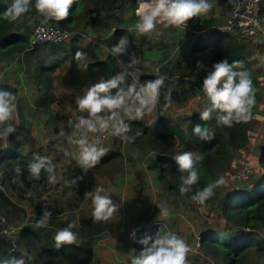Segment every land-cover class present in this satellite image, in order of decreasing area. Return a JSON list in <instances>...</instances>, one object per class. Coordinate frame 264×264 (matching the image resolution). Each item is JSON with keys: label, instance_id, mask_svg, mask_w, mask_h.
Here are the masks:
<instances>
[{"label": "trees", "instance_id": "16d2710c", "mask_svg": "<svg viewBox=\"0 0 264 264\" xmlns=\"http://www.w3.org/2000/svg\"><path fill=\"white\" fill-rule=\"evenodd\" d=\"M124 1L129 3L134 13L138 0H75L66 20L45 22L44 18L35 11V0H32L28 13L16 22H9L4 18V12L11 5L12 0H0V61H5L11 56H19L24 75L16 74L13 82L0 79V89L11 91L18 97L19 83L22 82L19 77L29 80L35 83L32 89L35 94L34 106L42 110L47 109L54 100L55 81L63 78L57 73L61 72L62 68L71 70L70 59L75 61L74 53L77 51V44L80 45L82 40V32L87 29L101 31L104 28L101 10L121 12L120 7ZM213 3L223 13H229L235 7L236 1L214 0ZM120 15H123L122 12ZM258 15L262 20L264 19V1L259 6ZM116 21V23L122 22L121 17H117ZM37 24L56 25L71 32V37L64 42H48L32 48L29 45V36ZM218 25H204L200 16L192 18L186 25L190 29L188 35L197 34L200 29L204 31L187 39V49L177 55L173 68L170 69L168 66L171 61L166 53L160 60L157 74L148 72L146 76L140 75L139 80L143 84L157 76L166 78L164 87L160 89L159 102L156 106L159 130L146 124L142 118L123 119L131 129L127 134L130 138L134 137L130 139V143L151 152V155L144 159L145 167L153 173L156 181L166 191L175 195L178 206L184 211L190 210L195 202L191 197L197 191L218 178L224 179L231 175L229 171L234 162L232 156L234 151L243 152V149L250 145L251 140L255 139L254 134L257 131H259V139L264 133V119H261L257 112L258 108L264 109L262 104L264 80L254 70L257 58L251 57L247 43L241 35L243 32L224 33L217 28ZM167 28L163 25L160 27L162 35ZM121 37H126L130 42L126 54L118 55L124 60L138 55L142 47L148 43L147 36L138 37L136 33L128 32L125 27H117L105 38V41L113 48ZM157 47L163 49L165 44L159 40ZM224 59H227L229 63L235 60L243 61L244 69L249 72L255 90L256 103L252 108L251 120L248 123L233 124L232 127L217 123V116L221 114L218 111H214L212 118L208 121L201 120L199 117V112L209 104L202 90V81L213 70L212 66ZM198 61L202 67L197 64ZM88 68L92 77H101V79H109L118 72L117 68L112 69L106 61L98 59L97 54H94L88 62ZM193 69H197L198 73ZM126 85L128 84H125V87ZM169 89L172 93L178 90L183 95L182 98L198 97L200 105L183 115L176 117L167 115L164 108L169 106L165 99ZM85 93H80L76 99L78 100ZM173 99L177 100L179 97L175 96ZM75 109L74 118L87 117V112H81L77 104ZM62 118L57 114L52 117L55 130ZM75 121L76 119L72 121V124ZM196 125L214 131V139L211 142L200 140L192 131ZM6 127L7 124L0 125V133H3ZM255 128L258 129L255 130ZM53 143L54 141H50L44 148L42 146L38 150L24 149L23 146L19 147L16 144L8 145L6 148L0 147V218H4L5 223L20 227L15 234L17 250L9 252L7 241L5 238H0V264L22 257L25 259V264H95L98 262L90 241L97 240L102 234L105 229L104 221H94L91 212L89 214L77 212L75 206L67 213L58 205H52V208L39 207L32 215L27 212L26 206H34L35 198L40 199L39 196L43 191H38L39 188L43 186L41 189H45L49 183L48 173L45 171L41 172L39 179L32 178L28 165L34 162L37 155L49 159L54 148L55 143ZM173 148L181 152L191 151L193 154V167L199 179L187 194L182 195L179 191L182 183L181 175L187 176V173L182 174L177 170L173 159L177 154L174 153ZM122 156L121 148L118 147L103 156L93 168L98 175L107 174L110 179H113L124 167L125 160ZM254 160L251 164L248 162L250 166L254 165L257 168L253 179L241 181L221 193L223 184L214 190V195L210 199L205 201L216 205L214 213L216 216L213 219H220L222 223L201 222V229L195 238L186 240H193L197 245L196 255L191 256L187 264H205L199 260L200 255L212 258L215 262L213 264H264V141L259 144V153ZM51 162L56 173V164ZM70 178H73L74 182L78 181L77 175L73 172ZM72 182L67 177L63 182L59 181L56 186L65 191L68 189L77 191ZM45 209L51 211L54 218L48 220L46 228H38L36 226L37 221L40 220L38 214L43 213ZM145 221L142 227L135 231L130 254L132 259L146 247L139 242L144 237H154L156 233L164 235L170 232L163 219L150 215ZM69 224H75L71 230L77 234V242L57 249L54 236L59 229L68 227Z\"/></svg>", "mask_w": 264, "mask_h": 264}, {"label": "rangeland", "instance_id": "374dc122", "mask_svg": "<svg viewBox=\"0 0 264 264\" xmlns=\"http://www.w3.org/2000/svg\"><path fill=\"white\" fill-rule=\"evenodd\" d=\"M209 2L212 4L210 11L206 14L199 15L202 22L204 25H222L228 13H223V11L216 8V5L213 3L214 0H209ZM120 8L122 9L121 12L123 15H120L121 12L118 10H101L100 13L103 18L104 28L101 31L92 29L83 31V37H81L82 40L80 41V45L77 46V50L84 51L86 49L85 52L88 54L89 46H92L94 43H99L100 46H96V50H99L98 57L104 59L112 69H118L115 75L122 72L125 73V84L135 85L137 90L144 85L139 80L140 75L145 74L144 76H146L148 72L157 74L160 60L166 53L171 61L168 66L172 69L177 55L187 49V39L189 37H195V35L204 31V29H200L197 34L188 35L190 29L187 26L169 27L165 29V34L162 35V31L160 30L162 25H158L155 32L147 35L148 43L142 47L138 55L124 60L118 55L113 54L111 44L105 41V38L111 34L113 29H117V27H125L128 32L136 33L135 25L138 18L134 15L135 12L132 13L127 1H124ZM119 16L122 22L118 21L116 23L117 17ZM260 19V29H238L234 32L235 34L243 32L241 35L247 43L246 46L251 53V57L253 56V59L257 58L254 69L255 73L264 80V19ZM185 32H187L186 35ZM240 38L242 39V37ZM159 40L165 44V48L157 47ZM70 61V71L62 68V71L57 73L63 76V78L55 81L56 92L53 98L54 100L51 106L45 110L34 106L35 94L32 89L35 83L19 77L22 82L19 83L20 92L16 101V112L13 120L10 121L16 131L7 137L0 135L1 148L16 144L19 147L23 146L24 149L34 150L36 148L35 150H38L42 146L44 148L50 141H54L55 143H53L54 148L49 155V159L56 164L57 172L55 174L57 182L54 184L48 183L45 189H41L43 186L40 187L38 191H43L42 195L39 196L40 199L35 198L34 206H26L27 212L32 215L39 207L47 206L48 208H52V205H58L64 208L65 213L71 211V208L75 206L77 212L89 214V212L92 213L93 211V203L92 198L86 195V193H94L98 187L103 188L104 192L102 194L110 196L113 203L117 206L118 211L108 221H104L105 229L99 238L95 241H90L93 244V254L98 261L95 264H132L130 254L132 253L133 237L131 233L134 230L136 231L137 228L142 227L146 222L145 219L150 215H153L154 218L162 219L159 215V208L157 207L161 204L169 211L168 217L163 219L167 224V229L184 241L195 238L201 229V222L211 221L221 224L222 221L220 219H213L216 216L214 214L216 205L214 204L194 202L189 211L182 210L177 204L175 195L166 191L156 181L153 173L145 167L144 159L150 156L151 152H148L146 148H138L131 144L130 139L113 135L111 128L104 133H90L89 137L93 141L99 138V146L107 148L109 151H114L118 147L121 148L125 164L122 171L116 173L115 178L110 179L107 174L98 175L94 168H90L87 172H84L77 165L74 158L65 155L66 151L71 153L78 151L77 146L70 143L68 139L73 131L72 121L78 118H74L76 116V98L80 93L87 92L92 84L101 80V77H92L88 72L89 55L88 58L86 57L87 71L82 69L84 62L73 61V59H70ZM193 71L198 73L197 69H193ZM16 74L18 76L23 75L19 56H11L5 61H0V79L13 82ZM168 77L171 76L168 75ZM262 94L264 97V83L262 85ZM175 96L179 97V99H173ZM182 96L178 90L172 93L171 105L164 108L167 115L171 117L183 115L196 109L200 105L198 97L182 98ZM262 104H264V98ZM156 106L157 104L151 111H145L142 120L154 129L159 130ZM257 112L261 116V119H264V109L258 108ZM56 114L63 117L58 122L57 130L54 129L52 124V117ZM129 117L128 112L123 110L120 112L121 119ZM257 129L255 128V130ZM102 134H105V137H102ZM254 135L255 139L251 140L250 145L243 149V152H233L234 162L229 171L231 175L224 178L225 182L221 193L226 192L228 188L236 186L241 181L245 182L246 180L253 179L257 168L254 165L250 166L249 163L251 164V161H255L254 159L259 153V144L264 141V133L261 134L260 139L258 137L259 131ZM126 136L130 137L128 134ZM119 140L121 141L120 143ZM173 151L175 154L183 152L175 148H173ZM244 164L250 166L252 173L246 180L245 178L238 180L235 177L236 170ZM71 172L75 173L77 177H83V179L74 182V179L70 178ZM67 177L71 182L73 181L72 183L75 184L77 191H71L69 189L65 191L56 186L59 181L63 182L64 178ZM217 201L218 198L216 199ZM42 215L43 213H40L38 217L41 219ZM52 217H50V220ZM186 243L189 247L187 254L188 261L191 256L194 257L196 255L197 245L194 244L195 241L193 240L186 241ZM199 260L205 264L215 263L212 258L205 255H200Z\"/></svg>", "mask_w": 264, "mask_h": 264}, {"label": "clouds", "instance_id": "9594fccd", "mask_svg": "<svg viewBox=\"0 0 264 264\" xmlns=\"http://www.w3.org/2000/svg\"><path fill=\"white\" fill-rule=\"evenodd\" d=\"M75 0H35V11L44 18V21H62L70 15V9ZM32 0H12L11 5L4 12V18L9 22L18 21L24 14L30 11ZM212 8L209 0H138L135 15L138 20L135 25L138 37L147 36L157 30L158 25L164 27H186L187 22L194 17L206 14ZM115 29H113V32ZM129 40L121 37L113 46L115 55H125L129 46ZM86 53L77 50L74 59L82 64V69L87 71ZM200 65V62H197ZM202 67V65H200ZM213 70L202 81V90L208 98L209 104L199 112L201 120L208 121L212 113L218 111L217 123L232 127L237 123H248L252 117V108L256 103L255 90L250 79V74L244 69V62L240 60L228 62L227 59L215 63ZM125 73H119L108 80H99L92 84L88 91L77 100V106L81 112H87V117H79L72 124V133L68 137L69 142L77 146L76 153L65 152L77 162L84 171L95 167L105 156L109 149L100 147V140H90L89 134L104 133L112 129V134L131 139L126 134L131 130L129 124L120 118V112L126 111L131 119H141L145 111H151L159 102L160 89L164 87L165 77L157 76L147 81L137 90L135 85L124 86ZM115 90V91H113ZM167 104L172 103V90L169 89L165 97ZM17 97L8 90L0 89V125L7 124L6 129L0 135L7 137L16 131L10 123L16 112ZM134 113V115H132ZM193 133L205 142H211L215 133L212 130L196 125ZM177 170L181 175L180 193L187 194L194 184L198 182V173L194 169L193 154L184 151L173 157ZM30 176L39 179L41 172L48 173L49 183H56L57 177L54 165L47 157L36 156L34 162L28 165ZM19 171V169H17ZM83 177H77V180ZM224 179L218 178L209 183L203 189L197 191L191 199L203 204L214 195V190L224 184ZM103 188L98 187L95 192L86 195L92 198L94 221H108L118 208L108 195H103ZM162 219L169 215L168 209L163 205L157 206ZM52 216L51 211L45 209L42 218L37 221L38 228H46L47 222ZM75 224L59 229L54 236L55 247L59 249L63 245H72L77 242V234L71 229ZM135 237V230L131 233ZM140 243L146 247L138 256L132 259V264H187L189 247L187 243L175 233L164 235L156 233L155 236H146ZM5 264H25V259L13 258Z\"/></svg>", "mask_w": 264, "mask_h": 264}, {"label": "built area", "instance_id": "2783aa9c", "mask_svg": "<svg viewBox=\"0 0 264 264\" xmlns=\"http://www.w3.org/2000/svg\"><path fill=\"white\" fill-rule=\"evenodd\" d=\"M235 7L228 13L225 22L217 28L224 33L234 32L242 29H260L261 19L258 9L264 0H235ZM136 10V9H135ZM71 32L51 24H37L29 36V45L34 47L43 43H60L69 40ZM105 137V134H102ZM252 169L244 164L236 170L235 177L238 180H245L250 177ZM20 229L18 226L5 223L4 218H0V238H5L8 243L9 252L18 249L15 241V234Z\"/></svg>", "mask_w": 264, "mask_h": 264}, {"label": "crops", "instance_id": "0c3cea01", "mask_svg": "<svg viewBox=\"0 0 264 264\" xmlns=\"http://www.w3.org/2000/svg\"><path fill=\"white\" fill-rule=\"evenodd\" d=\"M79 45V43L77 44V46ZM96 46H100V44L99 43H94L92 46H89V52H88V54H87V58H88V55H89V59L91 60L92 58H93V55L94 54H97V56H98V54H99V50L97 51L96 50ZM83 52H85V51H83ZM86 53V52H85ZM100 56V55H99ZM98 59H101V60H104V59H102L101 57H98ZM90 62V61H89Z\"/></svg>", "mask_w": 264, "mask_h": 264}]
</instances>
